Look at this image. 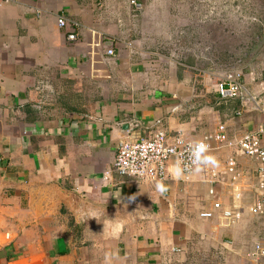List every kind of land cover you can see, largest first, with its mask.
Masks as SVG:
<instances>
[{"label":"crops","instance_id":"0c3cea01","mask_svg":"<svg viewBox=\"0 0 264 264\" xmlns=\"http://www.w3.org/2000/svg\"><path fill=\"white\" fill-rule=\"evenodd\" d=\"M176 1L142 0L140 12L122 0L0 5V264H106V255L107 264H191L197 244L232 241L234 227L198 217L211 209L208 185L174 176L173 160L163 194L112 173L129 133L196 142L218 125L230 140L264 128V58L235 69L262 109L236 116L239 101L214 89L232 75L228 61L203 66L191 53L168 54ZM186 31L192 48L194 31ZM205 155L218 167L235 157L254 180L256 164L236 150L214 144ZM217 191L226 203L230 188ZM250 248L235 252L239 264Z\"/></svg>","mask_w":264,"mask_h":264},{"label":"built area","instance_id":"2783aa9c","mask_svg":"<svg viewBox=\"0 0 264 264\" xmlns=\"http://www.w3.org/2000/svg\"><path fill=\"white\" fill-rule=\"evenodd\" d=\"M122 1L134 12H140L143 8L142 0ZM12 2L13 0H0V5ZM56 23L59 29H63L66 25L65 19L61 17L57 18ZM67 40L74 41L75 35L67 36ZM104 54L108 58L115 55L112 48L105 49ZM241 76V73L233 72L214 86L220 100L239 101L240 110L235 112L236 116H240L247 109L262 110L256 98L240 82ZM263 136L264 128L259 126L251 132H243L230 140L224 125H218L214 131L203 135L196 142L186 139L182 134L168 136L163 131H157L149 138L129 133L118 142L112 163V173L139 183L158 184L161 181L165 183L169 178V161L173 160L175 165L179 161L183 168L180 176L184 183H191L193 178L199 175L200 182L208 185L207 197L212 200L211 209L198 214L201 220L220 221L222 227L231 228L240 225L246 214L264 225ZM200 142L208 145L207 153L212 150L214 144L223 145L236 150L238 155L252 161L256 164L253 172L254 180L248 182L249 173L244 171L235 157L228 158L222 167L212 165L204 169L201 163L199 165L194 163L196 160V157L192 155L194 145ZM104 180H107V175ZM224 185L230 188V197L226 203L218 198L217 191ZM220 246L227 253L235 252L232 241H226ZM242 258L247 264H264V228L252 243L251 248L244 252Z\"/></svg>","mask_w":264,"mask_h":264},{"label":"rangeland","instance_id":"374dc122","mask_svg":"<svg viewBox=\"0 0 264 264\" xmlns=\"http://www.w3.org/2000/svg\"><path fill=\"white\" fill-rule=\"evenodd\" d=\"M172 4V12L177 13L176 17L171 13L177 36L171 39L168 54L177 60L190 53L203 66L213 57L215 62L225 59L228 61L226 70L235 72L236 68L252 67L257 58H264V0H178ZM186 29L195 34L196 43L192 48L183 44L188 37ZM263 228L261 221L248 218L241 226L232 228L228 237L234 243L235 252L250 247ZM220 244V239L214 240L213 247L197 244L196 258L191 264H239L243 261L237 254L239 251L228 254Z\"/></svg>","mask_w":264,"mask_h":264},{"label":"clouds","instance_id":"9594fccd","mask_svg":"<svg viewBox=\"0 0 264 264\" xmlns=\"http://www.w3.org/2000/svg\"><path fill=\"white\" fill-rule=\"evenodd\" d=\"M207 151H208V145L204 144L203 142L196 143L194 145V152L192 153V155L196 157V160L194 161V163H198V165L199 163H202L204 165H207V164L216 165L217 161L215 160L214 157L205 155ZM197 170H199V166H197ZM182 173H183V168H181L180 162L177 161L173 169V175L176 177H179L180 175H182ZM157 190L161 194H163L164 192L167 191V187L161 181L157 184ZM107 261H108V255H106V264H107Z\"/></svg>","mask_w":264,"mask_h":264}]
</instances>
